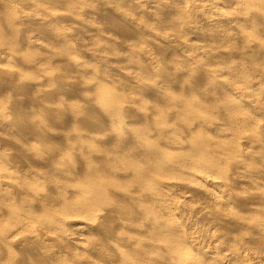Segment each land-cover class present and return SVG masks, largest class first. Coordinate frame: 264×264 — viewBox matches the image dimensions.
Segmentation results:
<instances>
[{
  "label": "bare ground",
  "instance_id": "1",
  "mask_svg": "<svg viewBox=\"0 0 264 264\" xmlns=\"http://www.w3.org/2000/svg\"><path fill=\"white\" fill-rule=\"evenodd\" d=\"M13 1L0 0V4L4 6L1 7L2 10L0 9V17L2 16L0 20L3 18L2 23L4 21L6 23L4 26L5 24L0 21V57L16 62L17 66L22 67V69H20L21 67L18 69L17 66L9 65V62L8 65L0 64V94H3V97L9 95L8 99L5 97L6 100H2L3 97H0V137L4 136L2 138L4 143L7 147L12 148L8 150L9 152L14 150L10 152L12 155L7 151L10 156L7 155V152L5 154L3 150H0V264H203V259L192 254L191 247L188 249L187 242L182 237L183 227L180 232L178 229L180 227H176L174 221L170 219L173 205L169 195L164 191L166 178L174 177V180L178 178L177 181H184L183 179H186L188 174L186 177L182 175L185 173L184 170L181 173L183 168L195 171L194 177L196 173L199 175L200 171H211L212 173L217 170L223 159L222 156H230V150L235 147L231 146L229 150L231 143L229 144L227 133L235 135L240 130L239 128L251 127L252 123H248L247 119L249 116L246 118L247 120L243 115L244 120L240 118V114L246 113L244 109L248 108L245 102L237 100L231 95L220 94L223 97L215 95L213 92L215 89L221 91L228 86L227 82L218 78L222 76L220 70L212 71L207 67L206 69L200 66L195 69L205 82L202 86L209 88L203 90L200 85L203 91L195 92L197 93L195 95L200 98L198 100L195 96L193 97L195 99H190L188 94L192 91L190 89V92L185 89L188 91V96L185 94L184 97H180L181 95L176 97L173 92H170L172 87L170 89L168 87L174 82L181 88L183 83L181 84L177 79L182 72L176 73L178 77L172 78L168 77L169 75L163 69L162 71L166 75L164 73L162 75L160 70L161 75L151 72L155 75L153 78L151 74V78L148 77L150 72L146 73L143 67L137 65L136 61L131 66L136 77L126 78L127 76L124 75L123 77L126 76L124 79L126 81L128 79L136 80L138 91L144 90L145 93L150 91L157 97L161 95L167 103L165 105L162 104L164 101L161 103L163 109L160 104L158 106L161 108L155 111L152 108V112H150L151 110L146 112L141 118V120L143 119L142 125L141 120V123L133 122L138 99L136 101L127 98L123 93L121 95L113 90L114 83L111 86L113 89H111L110 85L103 83V80L97 81L94 85H91V82L89 84L86 81L81 82L80 79L74 80L73 78L74 81H72L71 77L65 76L68 72L65 71L66 74L63 75L58 73L59 70H54L53 62V69L50 68L51 58L49 59L48 56H54L55 53L51 54L52 51L56 52L60 49L59 47L65 44L61 51L65 49L63 52L69 56L67 61L71 62L70 66L83 75L87 71L85 62H81V59L79 60L69 49L68 42H70L71 35L56 27L61 16L58 18L56 13L43 12L40 16L26 14L25 18L21 19L14 7L11 6ZM22 1L30 4L29 0ZM223 1L242 8L243 17L239 19L246 25H253V21L256 19L264 18V0ZM166 8L164 7V10ZM119 16L124 17L122 13ZM26 22L32 25V29H23L22 26ZM112 24L113 28L115 27L120 32L123 31L125 34L130 32L126 24L123 26L116 19L112 20ZM79 25L89 30L88 24L79 22ZM34 28L35 30H33ZM93 29L95 32H100L99 29ZM245 30L248 29L246 27L238 29L244 35ZM138 31L144 32H141L140 29ZM35 32L38 34L36 33V35ZM256 32L253 31L250 35L254 38V44L258 43L262 47L260 49L264 51V40L260 37L261 40H259ZM46 33L53 35V38L45 35L44 39L48 38L49 40H44L46 43L43 41L41 44L39 35L41 37ZM50 39L60 42L56 51L55 44L51 45L54 41L52 40V42ZM48 41L52 43L50 44ZM66 43L68 44L66 45ZM106 46L109 48L104 44L102 46L99 44V51L102 53V50L109 51L110 57H106L107 61L111 60L121 64L125 61L129 63L135 59L136 54L131 52L130 58L123 56L119 60L116 58L119 53H115L118 55L116 56L110 51V49L112 51L115 49L110 48L108 44ZM161 46V49L166 47L162 44ZM34 47L39 48L38 50H41L42 53L32 51L35 50ZM31 48L33 49L31 50ZM54 57L57 58V56ZM132 57L133 59H131ZM121 65L123 66V64ZM129 65L131 64L129 63ZM62 68L64 69V66ZM93 70L95 69L93 68ZM230 72H232L231 69L228 73ZM89 78L87 77V79ZM91 79L94 82L92 77ZM184 83L186 84V82ZM199 83L195 84L199 85ZM184 85L182 88H186ZM198 85L197 88H199ZM75 92L77 94L80 92L79 94L82 95L86 102L84 106H80V103V105H67L63 99H60V95L71 96L75 95ZM134 93L136 92L134 91ZM4 94L7 95L4 96ZM54 99L57 100L56 103ZM8 100L9 105H4L3 102L7 103ZM92 103L94 107L97 104L101 113H105L104 117L106 115L108 124L101 122L102 118L99 120L94 114V116H90L88 110L89 106L93 107ZM156 103L159 104V102ZM142 108L144 109V107ZM216 111L221 112L220 114L224 116L223 119L221 116V120L218 122L215 121L217 119L213 122L212 112L218 114ZM247 113L249 112L247 111ZM157 114L162 118L160 121ZM219 116L217 117L219 118ZM137 118L139 120L140 117ZM49 119L55 120L57 124H55L56 122L50 124ZM171 122L188 124L186 128L189 139H185L184 135L180 136L182 131L179 134V128L183 130L182 127L185 124L182 127L170 126ZM48 137L53 139L54 143L47 142ZM224 138L227 140H222ZM250 147L252 148V146ZM231 157L236 161L237 164L233 161L236 167L241 169L246 166L249 155L247 153V156H244L240 149L234 148ZM252 170L254 171V169ZM236 171L238 170L236 169ZM253 171L244 174L264 177L263 171L258 173ZM211 173L209 172L208 175ZM227 173L223 175H227ZM181 176L185 178L181 179ZM220 177L221 180H225L223 176ZM214 178L215 176L213 181L218 179L217 176L215 180ZM164 180L166 182H163ZM193 185L195 186V184ZM198 186L200 185L198 184ZM201 189L198 190V193L208 195L207 191L203 192ZM256 193L254 192L255 200L258 199L259 203L264 206V192ZM242 196H239L241 197L239 199H242ZM210 199L216 204L222 202V199L214 197ZM230 199L232 198L230 197ZM224 204L226 205V203ZM162 211L170 213L169 216L162 217ZM175 223L177 224V222ZM147 241L156 251L153 249V252H149L145 249L144 243ZM49 242H52L57 249L54 247L52 249ZM148 248L150 249V247ZM126 249L130 251V254L126 253L128 252L125 251ZM108 254H113L112 257L114 256L115 259Z\"/></svg>",
  "mask_w": 264,
  "mask_h": 264
},
{
  "label": "rangeland",
  "instance_id": "2",
  "mask_svg": "<svg viewBox=\"0 0 264 264\" xmlns=\"http://www.w3.org/2000/svg\"><path fill=\"white\" fill-rule=\"evenodd\" d=\"M29 2L30 4H27L24 3L22 0H14L11 6L14 7V10L21 19H24L26 14L40 16L43 12L56 13L55 15L58 14L57 15L58 18L59 16H61V18L58 19L59 22L57 20L58 24H56L57 25L56 27L63 29L64 32H68L71 35L72 39L69 38L70 42H68L69 44L66 43V45L68 44V46H70L69 49H71L70 51L71 53H73V55H76L77 58H79V60L81 59L80 60L81 62L83 63L85 62L87 71H85L84 73L85 75H83V73H79L75 71V69H73L72 66H70L71 62L69 63V61H67L69 56H67L63 52L65 49L61 51L64 48L63 45L65 44H63L62 46L60 45L61 46L59 47L60 49L57 50L56 47L59 46L58 43L60 42L54 41L55 39H50L51 41L52 40L54 41V42L52 41L53 43L51 41L50 42L48 41L50 44L52 43L51 45L55 44L54 45L55 51L57 50L56 51L57 53L53 52L54 50L51 53V54L54 53L57 54V55L54 54V56H57L56 59L53 55H52L53 58L51 55L48 56L49 59L51 58L49 61L50 68L52 67L53 69L54 66V70L55 69L59 70L58 73L60 72L59 74H63V75H65L68 72L65 76L68 75L67 77H71L70 79H72V81L76 79L78 80L80 79L81 82L86 81V83L88 84L91 82V85H94L97 83V81L100 82L103 80V83L105 82L107 85H110V87L114 83L113 85L114 89L113 87H111V89L116 90L121 95L124 94V96L127 98H131L136 101L138 99L137 101L138 105L136 104L135 106V109L137 107L136 112L138 113L134 111L133 116L135 120H133V122L136 121L141 123V121L143 120V119L141 120V118L144 117V114H146V112L150 111L152 108H154L152 109L153 111L161 108L159 106L163 101H164L162 103L163 105L167 103L161 95L160 96L158 95L157 97V95H153L152 93H150V91H146V93L144 90L138 91L136 80L128 79L129 80L128 82V80L126 81L124 79L126 76H127L126 78H128L129 76L136 77L135 75L136 73L134 69L132 70L131 67L133 66V64H135L136 61H137L136 62L137 65L143 67L146 73L147 71L150 72V74L148 73L149 75L147 74L148 77L152 73L155 74V72L156 74L161 75V71L163 69H164L163 71H165V73L169 75L167 76L168 77L171 76L172 78L178 77L176 75L182 72L179 75V79L177 80H179L181 84L183 83L182 85H184L185 84L184 82H186L185 84L186 86L184 85L186 88L184 87L182 88V85L180 88L179 87L180 85H177V83L174 82L168 87L169 89L172 87L170 92L171 93L173 92L174 96L176 95V97H179L177 95H181L180 97H182L183 95L187 94L190 89L192 90L191 92L189 91L190 93H188L190 99L196 98L198 100H200V98L198 97V95H195L197 94L195 92H198L197 90L203 91L209 88L207 87L205 88L204 85L202 86V84H205V82L199 77L195 69L198 68V66H200L204 68L207 67L212 71L213 70L222 71V76L218 78L220 80L223 79L225 82H227L228 86L225 88L226 90L223 89L225 91L224 93L223 90L220 91L218 89L217 90L215 89L213 91L215 95L219 97L220 96L223 97V95H228V96L231 95L233 96V98H236L237 100L240 99L244 101L245 105L248 107L246 108L247 110L244 109L245 110L244 112L246 113L240 114V118L243 120L244 118L245 120L248 119L249 121L248 123H252L251 127H247L245 129L239 128L240 130L241 129L242 130L241 131L239 130L238 133L235 135L231 133H227L229 138L228 140L229 144L231 143L229 150L231 149V146H235L232 148V150L234 148L238 150L240 149L241 153H243L244 156H247L248 153L249 158H247L248 160L246 161L245 164L246 166L241 169H239L240 167H236L235 164L237 163L236 161L232 160L231 157L232 150H230V156L227 157L222 156L223 159L220 162L221 167L220 164L218 166L219 167L218 169L220 168L221 169L219 171L218 169L215 171L213 170L214 172L212 173L211 171H209L211 173L210 175H208L209 172L207 171L205 172L203 171L205 174L200 171V174L198 175V173H196L194 177L193 174L195 173V171L193 172L190 168H183L181 170V173L183 170L185 173L182 175L186 177L188 174L186 179H183L185 177L181 176V179H183L185 182L181 180L177 181L178 178L175 179L176 182H174L175 181L174 177L166 178L167 182L166 180L163 181L166 182L164 191L167 193V195H169L168 197L173 207L170 212L171 214L162 211L161 215L162 217L163 216L168 217L169 216L168 214H170L171 217L170 219L174 221L175 226L180 227L178 228L179 230L182 229L183 227V232L181 230L180 232L183 233L181 234L182 237H184V239L187 242V246L189 247L188 249H190L191 247L190 250L192 251L191 253L198 255V257H200L201 260L203 259L202 260L204 261L203 264H264V206L263 204L261 205L259 203L258 199L255 200L256 197L254 194V192L255 193L264 192L263 191L264 189H262L264 188V177L258 175L257 177L255 174H252L251 176L246 175L248 171L249 172L253 171L252 169H254L253 172L255 173H258L259 171H263L262 174H264V159H262L264 157L261 156V155L264 156L263 154L264 153V147H263L264 146V75H263L264 51L260 49L262 47L258 45V43L254 44L255 43L254 38H252V35H250V33L252 34L253 31L254 32L258 31L256 32L258 34V39L261 40L260 38H262L264 40V18L258 17L259 19L253 21L254 22L253 25L250 26L246 25L239 19L240 17H243L242 16L243 11L241 10L242 8H240L236 4L233 5V4L224 3L223 0H82V1L81 0L79 1L78 0H74V1L73 0H29ZM1 7L4 6L0 4V9ZM164 7L167 8L164 10ZM120 13H122L124 17H120L119 16ZM113 19L120 21V23L123 26H125L124 24H126V27L130 29L129 30L130 32L125 34L123 31L122 33L115 27L113 28V24H112ZM1 20L3 21L4 19L2 18ZM79 22H84L85 25L88 24L87 26L91 31H89L87 28L80 27ZM3 23L5 24L4 26H6L5 21ZM22 27L23 29H32V25L29 24L28 22H26ZM243 27H246L248 29L247 31L245 30L246 32L244 31L245 35L242 32L238 31L239 28H243ZM93 28L99 29L100 32H95ZM36 29L38 30V27ZM139 29L141 30V32L144 31L142 32L144 34L140 33V31H138ZM33 30H35V28ZM36 33L37 32H35V34ZM42 35L41 37L39 35V39L40 38L42 39L43 37L42 40L40 39L41 44L46 43L44 40L46 41L49 40L48 38L44 39L45 35L46 37L49 36V38H53L52 37L53 35H48L47 33ZM121 35L122 37H120ZM250 36L251 38H249ZM105 38H108L109 40L111 39L112 41L114 40L116 42L115 44V42H112L111 40L109 41L107 39L108 46L110 45V48L117 50V51L113 50L114 51L113 52L110 49V51L114 54L119 53L118 54L119 56L115 54L116 56H118L116 58H118L119 60H121L123 56L129 57V54L131 55V52H134L136 54V56H134L135 59H133V57L131 58L133 59L134 63H132L133 61H131L129 62L131 65H129L128 61L127 62L125 61L126 63L125 62L121 63L123 64L122 66L120 63L119 65L117 62L114 61L111 60L107 61L106 57L110 55V53H108L109 51L107 52L105 50H102L103 53L99 51L100 48L99 44L101 46L104 44L105 47H107L106 46L107 44H105L107 40ZM112 43L115 45H111ZM159 43L160 46L162 44L164 45V47L165 46L166 47L161 49L162 46L158 47ZM32 49L33 48H31V50ZM34 49L35 50L32 51L42 53L41 50L40 51L38 50L39 48L34 47ZM58 56L61 57L58 58ZM137 58L139 59V62ZM8 62L9 65L11 64V66L12 65L17 66L16 62L7 61V59H5L4 57H0V64L8 65ZM64 62L65 64H63ZM180 63L182 66L180 65ZM61 65L62 67L64 66V69L60 67ZM92 66L95 70H93ZM20 67L21 66H17L18 69ZM20 69H22V67ZM229 69H231L232 72L228 73ZM163 71H162V75L164 73ZM165 73L164 75H166ZM154 74L151 75L153 76V78L155 76ZM182 74L185 75L182 76ZM124 75L126 76L123 77ZM87 77H90L89 79H91L92 77L94 82L92 81V79L91 80L87 79ZM38 78L40 77L38 76ZM152 81H154V79H152ZM196 82L197 83L203 82V83L201 84L199 83L198 85L195 84ZM174 84L175 86L176 85L177 86L175 87ZM197 85L199 88H197ZM200 85L201 87H203V90L202 88H200ZM185 89H187L188 91ZM125 91L127 92V94ZM134 91L136 93H134ZM79 93L80 92H78V94L76 93L77 95L76 94L71 95L72 97L69 95H63V96L60 95V99L61 100L63 99V101H65L67 105L81 104L80 106H84L86 102H84L82 95ZM193 93L194 95H192ZM5 95L7 94H4V96ZM215 95L213 94L212 97L214 98ZM194 96L195 98H193ZM0 97H3V94L2 95L0 94ZM5 97L8 99L9 95ZM5 97L1 99L6 100ZM79 98L81 99L78 100ZM69 100L71 101L70 103L72 104L69 103ZM56 102L57 100H55V103ZM156 102H159V104ZM3 104L9 105V100L7 101V103H5L4 101ZM162 104L161 106L163 109ZM96 105L97 104H95V107L94 104L92 105L93 107L89 106L88 113H90V116L96 115L97 119L99 118V120L100 118H102L103 120L101 119L100 121L103 123L106 122L105 124H108L106 115L104 117L105 113L104 114L101 113ZM142 107H144V109ZM152 110L150 112H152ZM247 111L249 113H247ZM214 113L215 112H212V118L214 117L212 119L213 122L215 119H217L215 120L217 122L218 120L223 119L224 115L220 114L221 112L218 113V111H216V113L218 114H214ZM98 114L101 116L99 117ZM138 114L140 115L142 114V115L140 116ZM218 115H220L219 118L217 117ZM242 115L244 118H242ZM137 117H140L139 120ZM157 117L159 121L162 119L160 118L159 114H157ZM51 120L53 119H49V121L51 122V123L49 122L50 124L52 123L54 124L56 122L55 120H53L54 122ZM180 123L177 124V122L176 123L171 122L170 123L171 125L170 124L169 125L170 126L177 125V127H182V125L185 124V123H181V124ZM55 124H57V122ZM142 124L143 121L141 125ZM185 125H183V127L185 126L184 128L182 127L183 130L188 126V124ZM183 130L179 128V134L182 131L181 132L182 135L180 134V136L183 137L184 135V137H186L185 139H189L187 128L184 131ZM254 134L255 136H257L256 138ZM3 137L4 136H2V138ZM2 138L0 137L1 139L0 150H3L6 154V152L11 147L10 148L7 147L6 143H4L5 142L4 139ZM254 138L255 140L257 139L256 140L257 142L254 140ZM222 140H227V139L224 138ZM53 141H54L53 139L51 140L48 137L47 142L54 143ZM258 142H262V143L258 144ZM237 144L240 146L239 148ZM250 146H252V148ZM260 147L262 148L260 149ZM12 151L14 150H10V152ZM8 152L7 155L9 154L12 155V153L9 152L8 154ZM233 161L235 162V164ZM235 167L238 171H236ZM226 170L229 173H227ZM225 172L227 173V175H223L226 174ZM214 176L215 178L216 176L218 178L216 180L214 178L215 181H213ZM218 176L219 177L223 176L225 180L222 179L223 180L222 181L220 179L221 177L219 178ZM248 176L251 178H249ZM193 178L194 180L191 181V179ZM231 180L234 181L232 182ZM186 181L187 182L189 181V183L192 185L195 184V186L190 185ZM193 181L195 182L193 183ZM255 183H257L258 185ZM198 184L200 186H198ZM201 188L202 189L204 188L203 192L207 191L208 195H202V193H198V190H200ZM247 192H251V193L248 194ZM239 196H242V199H239L241 198ZM211 197L217 198L219 200L222 199L221 200L222 202L219 201L221 202L219 203L220 205L216 204L213 200L210 199ZM230 197L232 199H230ZM254 201H256L257 203ZM224 203H226V205ZM252 203L253 205H251ZM173 213L175 215L174 216L175 218L173 217ZM239 220L242 222H240ZM175 222H177V224ZM178 223L181 224V226H179ZM49 243L51 244L50 247L52 249L56 248V246H54L52 242ZM144 245H146L144 247H146L145 249L149 250V252L150 251L153 252L155 250V248L151 247L152 245L150 244L149 241H147V243H144ZM148 247H150V249ZM125 251H128L126 253L130 254L129 250L126 249ZM108 255L109 256L111 255L110 257L115 259L114 256L112 257L113 254H108Z\"/></svg>",
  "mask_w": 264,
  "mask_h": 264
}]
</instances>
